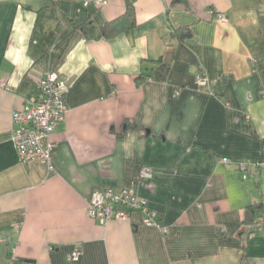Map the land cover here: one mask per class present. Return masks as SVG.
<instances>
[{
    "label": "crops",
    "instance_id": "1",
    "mask_svg": "<svg viewBox=\"0 0 264 264\" xmlns=\"http://www.w3.org/2000/svg\"><path fill=\"white\" fill-rule=\"evenodd\" d=\"M129 5L136 27L103 37ZM48 71L67 106L50 169L20 162L11 122ZM0 80V264H264V0H0ZM106 188L135 190L165 233L139 211L91 218Z\"/></svg>",
    "mask_w": 264,
    "mask_h": 264
},
{
    "label": "built area",
    "instance_id": "2",
    "mask_svg": "<svg viewBox=\"0 0 264 264\" xmlns=\"http://www.w3.org/2000/svg\"><path fill=\"white\" fill-rule=\"evenodd\" d=\"M89 3L102 6L106 4V0H84V4ZM210 14L215 16L216 21L221 25L227 22V17L222 13L210 12ZM32 78L35 94L25 98L21 110L13 112L11 118L12 138L22 164L37 161L50 169L51 153L54 149L51 136L64 120L67 111L64 101L65 84L55 71L36 73ZM195 84L205 87L208 83L203 75H197ZM0 89H7L1 80ZM220 163L231 165L227 159H221ZM255 167L264 173V159L256 163ZM238 168L245 171L246 165L239 164ZM151 179L152 171L147 167H142L138 174V180L148 182ZM134 211L143 214L145 226L154 227L165 233L164 227L157 221L156 211L151 209L148 201L139 197L133 189L96 190L87 204V214L102 225L111 220H126ZM77 256L78 251H75L73 258Z\"/></svg>",
    "mask_w": 264,
    "mask_h": 264
},
{
    "label": "trees",
    "instance_id": "3",
    "mask_svg": "<svg viewBox=\"0 0 264 264\" xmlns=\"http://www.w3.org/2000/svg\"><path fill=\"white\" fill-rule=\"evenodd\" d=\"M177 2V1H175ZM136 27V17L131 5L128 6L127 12L124 13L118 19L106 23L102 26V35L103 37L110 39L121 33H127L133 30ZM177 34V35H176ZM173 35L176 36L178 41H183L185 38L189 37L190 34L186 28L175 30ZM262 208L259 206L248 208L244 220V225L249 228L250 232H253V229L258 225V218H260V213ZM157 214V212H156ZM157 221L160 223L157 214Z\"/></svg>",
    "mask_w": 264,
    "mask_h": 264
}]
</instances>
